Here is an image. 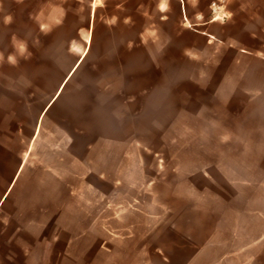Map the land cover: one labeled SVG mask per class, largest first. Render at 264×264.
I'll list each match as a JSON object with an SVG mask.
<instances>
[{
	"label": "crops",
	"instance_id": "1",
	"mask_svg": "<svg viewBox=\"0 0 264 264\" xmlns=\"http://www.w3.org/2000/svg\"><path fill=\"white\" fill-rule=\"evenodd\" d=\"M213 1L155 3L161 20L191 23L184 38L195 44L194 55L206 66L214 58L238 61L249 53L227 28L213 29ZM5 6L13 12L4 13ZM0 12V70H36L28 85L37 86L45 75L55 79L43 95L11 92L6 87L20 79L7 83L0 78V264L77 261L90 252L85 245L92 246L93 264H264V200H254L264 199V191L245 196L253 199L247 223L231 224V230L246 231V239L233 233L215 246L211 231L204 232L199 244L192 235L181 239L175 233L182 229L175 220L178 206L144 202L156 190H144L152 181L143 175L136 180L141 188L122 203L112 200L114 191L106 195L101 189L102 183L112 188L131 183L120 174L132 170L146 149L132 140L126 111L118 125L114 76L116 70L144 68V0H0ZM103 17L118 21L102 25ZM88 190L92 221L54 220L48 199L59 200L56 213L63 215ZM189 208L192 228L197 215L207 214ZM114 212L129 215V220L108 221ZM101 214L110 216L101 221ZM166 214L172 215L170 220L164 219ZM207 224L203 222L204 230L214 229ZM166 235L176 251L173 256L157 244Z\"/></svg>",
	"mask_w": 264,
	"mask_h": 264
},
{
	"label": "rangeland",
	"instance_id": "2",
	"mask_svg": "<svg viewBox=\"0 0 264 264\" xmlns=\"http://www.w3.org/2000/svg\"><path fill=\"white\" fill-rule=\"evenodd\" d=\"M156 1L144 0V68L135 67L128 73L116 70L114 75L118 125H122L126 111L125 122L132 130V140L146 149L132 170L120 174L131 183L120 182L113 188L102 183L101 189L106 195L114 191L112 200L122 203L128 193L140 187L136 180L143 175L145 181H152L144 190H156L153 197H144V202L171 206L173 201L178 206L175 220L182 223V229L175 233H180L181 239L192 235L200 240L199 244L205 231L212 232L215 246L233 233L246 239V231L230 228L234 222L247 223L245 216L252 212L249 202L253 199L245 196L264 191V0L211 3L213 29L227 28L230 35L244 42L249 53L238 61L228 57L227 62L223 57L219 63L214 58L207 66L194 55L195 44L184 38L191 23L161 20ZM3 11L13 12L11 6H5ZM117 21V17L101 20L106 26H114ZM135 62L133 58V66ZM35 72L4 67L0 78L7 83L20 79L17 85L6 87L11 92L44 95L51 87L48 83L55 79L50 78L52 74L45 75L37 86L28 85L32 83L28 78H33ZM86 193L81 203L73 204L63 215L56 213L60 210L59 200L48 199L54 220L92 221V192ZM189 207L207 214L197 215L192 228L187 224ZM105 216L110 214H101V221ZM171 216L166 214L164 219L170 220ZM129 217L114 212L108 221L125 222ZM203 222L214 229L204 230ZM157 244L165 247L170 256L176 254L167 235ZM84 248L90 252L77 261L57 264H93L92 246Z\"/></svg>",
	"mask_w": 264,
	"mask_h": 264
}]
</instances>
